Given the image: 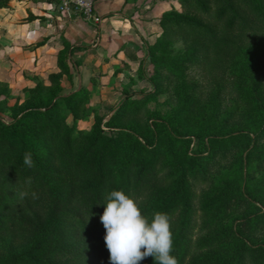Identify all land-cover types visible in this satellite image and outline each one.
Segmentation results:
<instances>
[{
	"label": "rangeland",
	"instance_id": "obj_1",
	"mask_svg": "<svg viewBox=\"0 0 264 264\" xmlns=\"http://www.w3.org/2000/svg\"><path fill=\"white\" fill-rule=\"evenodd\" d=\"M140 3L138 19L144 22L140 25L144 37L139 36V47L130 48L122 59L99 53L90 44L79 49L69 47V42L59 44L57 50L64 51L69 72L57 83L49 84L47 79V73L56 70L57 50L54 59L42 57L43 65L36 57L10 63L13 58L0 52V66L5 58L9 62L7 72L0 74V119L9 121L30 106V93L32 103L41 104L37 109L43 110L59 96L75 91L81 99L79 115L72 116L61 100L56 105L73 129L94 130L102 136L124 130L123 157L131 151L132 135L142 142L144 136L152 141L146 146L153 156H160L155 166L166 178L134 201L153 204L159 212L168 201L179 200L171 231L178 232L187 215L194 222L190 258L231 254L238 240L228 234V228L244 214L254 217L251 240L264 242V34L248 43L243 38L232 60L214 68L201 67L191 62L194 50L176 34L161 39L159 18L179 10L178 0ZM72 14L94 25L92 19ZM118 111L119 117L112 115ZM241 130L252 135L250 142L224 135ZM209 136L215 140L210 142ZM213 235L212 247L198 249V240ZM10 241L3 237L1 244Z\"/></svg>",
	"mask_w": 264,
	"mask_h": 264
},
{
	"label": "trees",
	"instance_id": "obj_2",
	"mask_svg": "<svg viewBox=\"0 0 264 264\" xmlns=\"http://www.w3.org/2000/svg\"><path fill=\"white\" fill-rule=\"evenodd\" d=\"M6 1L0 0V6H5ZM178 3L179 10L159 18L163 26L161 39L176 34L185 46L194 50L191 62L197 66L214 68L230 61L243 38L248 43L264 34V0H178ZM66 44L63 40L61 45ZM55 63L57 69L47 73L49 84L57 83L61 75L69 72L62 48L57 50ZM32 97L30 93V106L11 120L0 119V264H110L104 240L106 230L100 220L105 198L112 190L123 191L133 200L150 194L147 191L166 178L159 175L160 168L155 166L160 156H153L148 149L152 142L149 137L144 136L142 142L131 134V151L123 157L120 143L124 130L119 128L115 135L102 136L94 130L84 132L69 126L56 105L61 100L72 116L79 115L81 99L75 91L59 96L52 103L49 98L45 102L50 105L43 110L37 109L41 104H33ZM119 112L112 115L117 113L119 117ZM169 129L180 135L170 124ZM224 135L239 142L252 140L246 130ZM208 140L213 142L215 137L209 136ZM25 152L32 153L33 168L24 165ZM21 192L28 195L21 198ZM33 192L37 199L32 198ZM178 201H168L159 211L170 216L171 227L178 219L175 215ZM137 205L149 219L156 211L153 204ZM252 218L251 214H244L228 228V234L238 240L231 254L190 258L189 251L195 247L190 240L194 222L187 215L179 231L172 233L170 254L178 264L245 261L264 264V242H254L249 236ZM3 237L20 241L1 244ZM214 238L213 235L198 240L196 246L210 248L215 244ZM81 258L85 260L78 263ZM139 264L156 261L149 256Z\"/></svg>",
	"mask_w": 264,
	"mask_h": 264
},
{
	"label": "crops",
	"instance_id": "obj_3",
	"mask_svg": "<svg viewBox=\"0 0 264 264\" xmlns=\"http://www.w3.org/2000/svg\"><path fill=\"white\" fill-rule=\"evenodd\" d=\"M140 2L95 0L93 8L99 20L92 25L72 12L58 10L53 1L7 0L0 6V52L13 58L10 63L36 57L43 65L42 57L53 58L66 40L74 49L90 44L99 53L124 59L126 51L139 47V36L144 37L140 28L144 22L138 19ZM1 63L0 74L6 73L8 58ZM50 71H55L54 67Z\"/></svg>",
	"mask_w": 264,
	"mask_h": 264
},
{
	"label": "clouds",
	"instance_id": "obj_4",
	"mask_svg": "<svg viewBox=\"0 0 264 264\" xmlns=\"http://www.w3.org/2000/svg\"><path fill=\"white\" fill-rule=\"evenodd\" d=\"M23 163L34 167L31 152H25ZM31 183V178H28ZM20 197L28 195L21 192ZM33 199L38 196L31 193ZM100 220L106 230L104 237L109 251L110 264H139L146 257H153L156 264H178L170 253L173 251V234L170 216L155 212L151 219L141 214L137 203L123 191L112 190L106 196Z\"/></svg>",
	"mask_w": 264,
	"mask_h": 264
},
{
	"label": "built area",
	"instance_id": "obj_5",
	"mask_svg": "<svg viewBox=\"0 0 264 264\" xmlns=\"http://www.w3.org/2000/svg\"><path fill=\"white\" fill-rule=\"evenodd\" d=\"M63 12H77L84 17L92 19L94 23L99 20V16L93 11L95 0H53Z\"/></svg>",
	"mask_w": 264,
	"mask_h": 264
}]
</instances>
